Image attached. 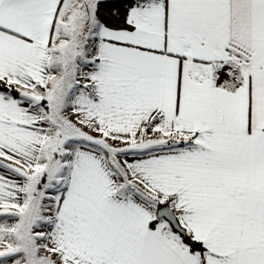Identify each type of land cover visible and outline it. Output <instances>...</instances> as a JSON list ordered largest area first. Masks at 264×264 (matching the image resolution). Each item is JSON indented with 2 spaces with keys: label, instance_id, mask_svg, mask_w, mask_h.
<instances>
[{
  "label": "snow or ice",
  "instance_id": "snow-or-ice-1",
  "mask_svg": "<svg viewBox=\"0 0 264 264\" xmlns=\"http://www.w3.org/2000/svg\"><path fill=\"white\" fill-rule=\"evenodd\" d=\"M0 264H264V0H0Z\"/></svg>",
  "mask_w": 264,
  "mask_h": 264
}]
</instances>
